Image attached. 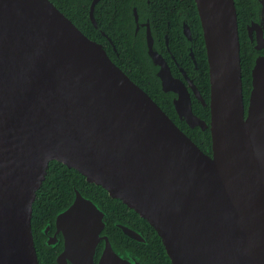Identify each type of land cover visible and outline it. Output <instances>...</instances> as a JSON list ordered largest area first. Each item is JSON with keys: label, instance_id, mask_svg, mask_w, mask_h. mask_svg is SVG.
<instances>
[{"label": "water", "instance_id": "water-1", "mask_svg": "<svg viewBox=\"0 0 264 264\" xmlns=\"http://www.w3.org/2000/svg\"><path fill=\"white\" fill-rule=\"evenodd\" d=\"M194 1L209 123L192 110L188 86L205 103L196 86L172 75L148 27L146 53L179 118L209 126L210 154L50 0H0V264H39L32 204L51 160L148 221L172 264H264V54L254 59L245 106L235 2ZM259 4V25L248 28L257 50L264 48ZM182 33L192 40L187 23ZM104 225V212L75 189L54 220V244L58 234L63 240L56 263L145 264L115 250Z\"/></svg>", "mask_w": 264, "mask_h": 264}, {"label": "trees", "instance_id": "trees-1", "mask_svg": "<svg viewBox=\"0 0 264 264\" xmlns=\"http://www.w3.org/2000/svg\"><path fill=\"white\" fill-rule=\"evenodd\" d=\"M50 1L87 37L95 41L99 40L98 37L100 35L97 29L93 28L90 23L86 11H83L78 7V13L72 15L70 10L62 9L60 7L61 0ZM171 2H173V5H171ZM234 2L237 13L240 42L242 93L244 104L247 106L248 96L251 89V68L255 57L259 54H264V48L260 50L254 48V43L250 40L245 27L248 22V9L249 11H252L254 17H257L258 15V5L256 0H234ZM167 4L168 7L165 9L163 6H160L155 10L153 9L152 14L150 15L153 22L151 31L154 39V46L159 52H164L166 56L169 57L164 45L163 37V32L167 31L169 35L170 52L175 55L177 61L180 65L185 67L188 73L194 71V63L189 57V46H191L200 73L197 80H195V83L201 94L208 100V63L206 60L202 28L195 1L171 0ZM171 7H173V12H170ZM180 19L184 20L189 25L192 34L191 41H188L183 35ZM167 21L168 26L166 25ZM108 33L109 35L112 34V32L109 31ZM111 36L116 51L112 49L111 45L103 44L104 49L111 60L121 68L131 80L145 90L162 108V110L165 111L171 119L176 121L177 124H175L182 129L203 152L210 154L211 136L209 129L202 130L200 127L190 128L184 121H182V124L177 121V114L172 103L174 94L170 91L164 92L161 89L160 81L155 74L157 67L152 64L146 53L144 40H136L135 42H132L130 37L128 38L125 36L123 38V35H117V37L113 35ZM169 61L170 66L176 69L173 62L171 60ZM199 105L201 110L197 114L208 121L210 117L208 105L206 107H202L201 104ZM75 189H77L83 196L90 198L95 202L102 211L105 212L106 210L111 216L115 217L117 215V217L119 216L123 220L126 218L127 220L122 222L139 232L144 237L145 241L139 244H144V247L149 249L150 252L146 258V256L139 255L131 250H121L119 245L116 247V245L111 242L115 250L120 253L129 252L145 264H172L162 244L161 238L148 221L141 217L132 208L127 207L120 199L111 198L106 189L100 185L87 182L85 177L76 169L67 167L65 164L56 160H51L49 162L45 178L39 189L36 191V197L32 204L31 228L39 264H57L56 256L63 247V240H61L62 237L59 234L60 239L57 243L53 246L46 245L43 241L45 236L43 229L46 226H49L55 230V217L72 202L75 195ZM104 221L106 222V220ZM123 236L128 238L129 241L131 240L127 235L124 234ZM98 255L99 254L97 253L95 259H97Z\"/></svg>", "mask_w": 264, "mask_h": 264}, {"label": "flooded vegetation", "instance_id": "flooded-vegetation-1", "mask_svg": "<svg viewBox=\"0 0 264 264\" xmlns=\"http://www.w3.org/2000/svg\"><path fill=\"white\" fill-rule=\"evenodd\" d=\"M171 0H61L60 7L62 9H68L70 10V13L72 15H76L78 13L77 8L80 7L83 11L87 12V17L92 24L93 28L97 29L99 33V40L103 46L105 45H111L112 49L116 51V47L113 43V38L111 35L116 36H122L123 38L130 37L132 42H135L136 40H144L145 45H146V29L147 27L151 31V26H152V19L150 15L152 14V10L157 9L160 6H163V8H167L168 4ZM260 0H256V3L258 5V15L257 17H254L252 15V11L247 10V17H248V22L246 23L245 27L247 29L248 33V28L253 25V23L259 25V21L261 18V4H259ZM74 2V4H73ZM171 5H173V2H171ZM73 6V7H72ZM62 12V11H61ZM170 12H173V7L170 8ZM180 13V11H179ZM181 14V13H180ZM183 16V14H182ZM181 26L183 28V24L187 23L184 20H181ZM168 26V21L166 23ZM109 32H112L111 35H109ZM255 31H253L254 34ZM128 33V34H127ZM152 33V31H151ZM249 35V34H248ZM102 36V38H101ZM163 37H164V45L166 48L167 53L169 54L167 57L164 52H160L161 55L165 58L171 73L174 77L179 78L188 86V79H190L194 85L197 88V91L199 92L201 98L205 103L201 101V99L195 95L190 87L188 86V90L190 91V97H191V106L193 112L198 115L197 113L200 112L201 108H199V104L202 105V107H206L208 105L209 107V99L207 100L199 91L195 80H197V77L199 76V70L196 65V67L193 65L194 71L191 73H188L182 65L177 61L175 58V55L170 52V46H169V35L166 32H163ZM103 40V41H100ZM253 43H255V38H253ZM104 48V46H103ZM260 50V49H258ZM193 51V50H192ZM189 57L190 59L193 60V57L191 56L189 52ZM194 56V54H193ZM173 62V64L176 66L175 68H172L170 66V61ZM122 70V69H121ZM124 72V71H123ZM187 76V77H185ZM173 103V101H172ZM195 109V111H194ZM176 112V111H175ZM177 114V113H176ZM199 116V115H198ZM200 117V116H199ZM202 118V117H200ZM203 119V118H202ZM174 121V119H172ZM205 120V119H204ZM177 121L182 124V121L185 122L183 118H179L177 115ZM207 123L208 121L205 120ZM176 123V121H174ZM186 123V122H185ZM177 124V123H176ZM187 124V123H186ZM188 125V124H187ZM190 128H195L199 126H189ZM209 129V126H207L205 129ZM204 130V129H202ZM211 153V151H210ZM109 195V194H108ZM111 197V196H110ZM113 198V197H111ZM118 199V198H117ZM123 203V202H122ZM125 204V203H124ZM127 206V205H126ZM128 207V206H127ZM104 212V211H103ZM104 220H106L104 227L101 230V234L105 235L110 242H113L116 247L119 245L121 250H131L139 255L146 256V258L149 255V249H146L143 245H140L139 243H143L144 237L141 235L142 240H134L130 238L131 240L129 241L128 238L123 236L124 234L122 233L121 226L126 225L124 222L127 220L126 218L123 220L117 215L115 217L111 216L109 212L105 210L104 212ZM121 229V230H120ZM43 232L45 233L44 236V243L49 246L54 245V241L52 239V235L54 233V228H50L46 226L43 229ZM59 236V234H58ZM62 240V239H61ZM135 242H133V241ZM102 244L103 240L99 243L98 245V250L97 253L99 254L101 249H102Z\"/></svg>", "mask_w": 264, "mask_h": 264}]
</instances>
